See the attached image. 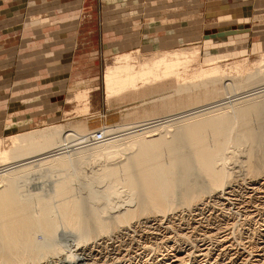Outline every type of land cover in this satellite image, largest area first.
<instances>
[{
  "label": "bare ground",
  "instance_id": "6f19581e",
  "mask_svg": "<svg viewBox=\"0 0 264 264\" xmlns=\"http://www.w3.org/2000/svg\"><path fill=\"white\" fill-rule=\"evenodd\" d=\"M115 8L117 9V6ZM118 12H123V9H118ZM30 17L26 23L27 28L37 27L39 25L37 22L42 21L38 16ZM122 41L124 40L119 41L120 44ZM130 45L138 47V43ZM126 46L129 45H122L123 50L116 56L115 64L108 65L105 69L103 86L107 101L121 105L138 99L143 101L145 96L163 94L168 90L178 98L172 99V96L165 94L159 99L160 105L153 110L126 113L124 116L126 118L141 120L107 127L103 131L106 135L104 141L92 139V133L95 131L91 132L88 129L84 119L67 124L66 122L48 124L45 128L0 138V264H40L51 255H60L62 249L49 248L51 246L49 243L61 227L97 230L95 237L90 235H87V238L81 237V242L77 245L80 246L86 245L87 240L95 241L98 237L109 234L110 230L113 233H117L119 229L135 230L139 225L146 227L154 222H158L159 229L164 219L180 211V208L188 209L191 213H194L192 212L194 209L196 213L200 210L198 215L211 208V211L216 210L220 214L209 216L206 221L198 218V223L194 221V224L183 222L175 225V222L169 220L170 225L164 232L170 237L158 238L154 235L156 240L154 243L146 244L145 251L150 249L153 253H160L164 249L166 252L167 248L175 246L182 248L184 244L195 250L194 248H199L201 241L208 240L212 247H215L214 253L209 246L201 244L203 248L198 250L177 252L170 264H185L187 258L195 255L194 253H199L203 261L212 259L213 264L222 263L226 257L231 258L232 241L229 238L220 239L218 234L222 230L224 219L236 214H233L232 209H226L224 205L219 206L216 202L211 204L207 200L217 195L221 197V194H226L228 188L233 189L232 185L239 182L233 168L230 167L232 163L242 164L241 168L246 177L240 181L249 179L252 183L256 182V179L264 178V134H257L251 125L252 119L260 113L259 111L264 110V102H252L255 99L251 97L261 90L264 91V55L253 72L248 59L226 65H221L225 60H212L202 66L198 46L179 50L165 49L163 52L158 50L156 54L151 52L154 55L148 58L140 54L134 55L141 53L138 49L132 53L127 52ZM145 51L149 52L151 48L148 47ZM196 63L200 66L192 70L191 66ZM232 74L244 77V81L227 84L226 81L233 77ZM247 80H251L252 83H245ZM256 83H262L259 84L263 86L259 92L250 95L248 94L251 91L247 94L244 92L252 98L247 100L251 103L240 106L241 102L239 104H233L232 101L224 102L229 94ZM91 92L89 89L80 90L70 100L72 103L82 104L80 107L84 114L90 111ZM260 93L262 95V91ZM210 100L214 101L210 104ZM195 104L205 106H199L198 108L202 109L180 116L174 120L176 124H168L170 121L158 123L155 117L151 118L183 107H194ZM206 107L207 109H204ZM65 113L66 116L70 115L69 111ZM173 127L175 128L172 130ZM243 145L247 146V149H244V158L237 161L234 153L238 154L232 149ZM229 152H233V155L229 156ZM74 161L96 164L98 169L93 179L108 182L109 187L106 191L110 197L118 198L123 193L128 195L125 200L122 198L123 204L111 198L107 203V207L111 205L119 210L116 211L117 214L106 219L102 217L101 214L104 213H100L101 209L97 206L94 210L91 209V213L86 211L80 198L77 199L74 194L75 175L66 172L71 169ZM45 168L57 172L52 175L55 178L54 188L49 197L45 198L37 192L25 194L19 182L25 179V175ZM250 216L248 219H251ZM183 225L191 230L194 228V231L182 234L176 227L181 229ZM200 228H206L209 232L205 231L203 237L199 234L198 238H195L193 234ZM145 230L140 232L147 233ZM38 234L43 236L44 241L37 240ZM169 241H172L173 245H168ZM163 245L166 248H163ZM260 249L256 255L257 264L264 263V246ZM72 256L74 255L71 254L67 264L76 262L71 259ZM105 257L99 259L95 256L93 260L90 259L92 263L86 264H121L122 260L119 257L114 259ZM166 258L164 256L161 260L163 264L168 262L164 260Z\"/></svg>",
  "mask_w": 264,
  "mask_h": 264
},
{
  "label": "rangeland",
  "instance_id": "374dc122",
  "mask_svg": "<svg viewBox=\"0 0 264 264\" xmlns=\"http://www.w3.org/2000/svg\"><path fill=\"white\" fill-rule=\"evenodd\" d=\"M63 1L64 0H59V2L56 3L57 6L59 4L64 5ZM80 3L82 6L81 9L87 8L88 3L86 2V0H81ZM93 3V15H91L89 11L88 16H84L85 13L80 16L76 15L74 17L61 16L59 20V18H57V13H59L58 11L60 10V8L59 10L55 11L51 10L52 14L50 15V18L52 19V21L48 23V25H51L52 28L54 26H60L61 24L74 26L76 21L81 22V24L84 21V33H81L80 35L82 36L83 41L80 42L79 40V44H77V37H79V34L77 35V37H75L76 34L73 35L72 32L67 34L69 38H75L68 41L67 48H69V50L71 51L68 52L67 50V52L63 55V60L65 62L71 63H74L75 61L76 63L79 58L78 62L80 64L72 66V70L75 71L73 73L75 78L72 80L73 83L71 85H74V88L69 91L68 97L66 94V98L62 100L63 103L61 107L64 110L62 111V114H59V116H62V118H54L53 120H51V122H45L46 118L43 116L42 118H40V121L42 120L43 122L33 121L32 124H29L27 126L26 122H31L30 118L32 116L24 115V118L22 120L21 117H23V115H18V113L22 111H27L28 108H26V104L23 105L21 103L26 102V100L24 101L22 100V97H20V99L16 102V93H13L12 90L11 92H9V84L3 82L7 78L9 79V77H7L8 75H2V81H0V83L5 84H3V88H1L0 84V89H2L0 95V138L4 139L5 137H8L10 135H16L21 132L25 133L31 132L38 128H45L48 126V124H65V122L67 124L71 121L73 122L83 119L91 132L96 130L104 131V129L109 126L122 125L123 123L126 124L131 122L136 123V121L141 120V118H136L134 120V118H126L124 116L126 113L129 112L132 113L138 111L139 113H143L144 111L153 110L156 106L160 105L159 99L162 97V95H170L172 96V99L178 98L175 94L172 95V91L168 90L165 91V93L163 94H150L149 96H145L143 98V101L142 99H138L134 102H128L126 104L121 105H116L114 103L112 104L107 101L106 93L104 91L103 86V75L106 67L108 65L115 64L116 56L120 53V51L123 50L122 48L120 49V46H116L117 40L121 41V39H128L129 41L126 45H129V43L133 44V41L130 38H137L138 47L137 45H129L128 48H126V51L132 53L138 49L141 51L142 54L134 53V55L140 54L141 56L147 58L153 57L154 54L158 53V50L159 52H163L165 49L179 50L183 48L187 49L198 46L200 49V65L202 66H205L206 64H208L209 61L212 60H225L221 65H226L231 64L233 62H238L240 60L248 59L249 67L252 69L251 71H253V69H256V64L258 63V61L261 60L260 58H262V56L264 55V29L260 28V26H264V13H261V15H259L260 12L254 11L256 9L253 5H248L244 8L245 14L243 15L244 17H242L238 15V11L233 9V7L230 8L229 5H224L222 7L217 6V2L215 4L212 1L208 2V0H93ZM89 4L91 6L90 0ZM148 4H150L149 6L151 7L155 5L156 9H151V12H149L146 7ZM114 5H119L121 6V8L125 9L123 12H118L115 15H112V13H107L108 7H112ZM168 5H171L172 7H167ZM1 7L2 5H0V8ZM20 7L25 9L26 5L21 4ZM81 9H79V11ZM139 14L141 17L138 16ZM108 17L110 20L113 19V21L110 22V25H112L113 27L118 26L120 22H128L127 24L130 27H126L127 29H119L122 32H128L121 34L123 36L117 34L120 38L118 36H112V34H116V30H108L111 32L109 33L105 29V23L108 24ZM136 17H138L139 19H136ZM28 21L26 23H28ZM22 23H24V21ZM37 23L41 25V23H43V19L42 21H38ZM7 27L9 28L8 25ZM7 27L5 26L4 28H2L3 33L8 32V29L7 31H4ZM91 28H93V31L90 30ZM124 35H126L127 38L124 37ZM60 37H62V35H55L52 39L55 38L60 40ZM116 37H118L119 39H117ZM169 37H172V39L176 41L177 44L170 45L166 41V39ZM25 39L28 41V38ZM26 43L28 42L24 41L22 49L26 47ZM57 43H59V41ZM61 47L64 48L66 46ZM61 47H55L54 50L58 49L57 51H59ZM145 47H150L151 51L146 52ZM151 52H153L154 54ZM53 59L55 58L53 57ZM10 61L11 60L7 58L3 63L4 66L10 67ZM198 65L199 64L196 63L191 66V68H193L192 70H194V68H196V66ZM191 68L189 70H191ZM232 75V79L230 78L226 81L227 84H238V82L241 83L244 81V77L239 76L237 74ZM78 78H80L81 80H79ZM93 78L96 79V85H91ZM67 79H69V77H67ZM245 83L248 84L252 82L251 80H247L245 81ZM259 84L262 85V83ZM259 84L256 83L255 85L253 84L250 87L247 86L249 89H247L246 87L245 89L238 91L239 94L238 92H234L231 95L229 94V96H226L227 99L223 100L224 102L232 101L233 104H239L241 102L240 106L251 103L247 100H251L252 98L255 99L252 102H264V91L261 90L262 95L260 93V89H262L263 86H260ZM83 89H89L90 92L92 91L89 99L90 111L85 114L82 112L80 107L82 106V104H75L74 102L73 104L70 101L75 93ZM250 91L251 93H249ZM244 92H246V94L249 93L248 95L253 94L255 92H259L260 95L258 97L259 93L254 94V97L252 95L251 98ZM255 95H257V97H255ZM247 96L250 98H248ZM244 98H246V103ZM214 100H210V104ZM209 102L207 104H209ZM199 106L205 105L195 104L194 107H183L180 108V110L174 112L160 113L155 116H152L151 118L155 117L154 119L158 123H166V121H170L168 124H176L177 122H175L174 120L179 119L182 115L190 114L192 112H195V110L202 109L198 108ZM207 107L204 109H207ZM66 111H69V116L65 115ZM229 112H232V110H229ZM259 112L260 113H258V115H256L257 113L255 114L256 116L252 119L253 121H251V125L253 130L257 134L262 135V133L264 134V110ZM25 118H28V120H24ZM68 118L69 120H67ZM174 128L175 127H173L172 130ZM168 137H170V135H168ZM244 149H247L246 145H243V147L240 148L236 146L232 149L233 152H236V154H238L235 155L234 153V156H237V161L243 160V154L245 152ZM233 152H229V156H232ZM86 164H83L80 161H74V163L72 162L71 169L66 171L72 174L73 176L75 175L74 177L76 183L74 194L76 195L77 199L80 198L79 200L82 201L87 212L89 211V213H91V209L94 210V208L98 207L99 209H101L100 213H104L101 214L102 217L109 219L113 217L115 213L117 214V212L119 211L117 208L116 210L115 207H112L111 205V208L107 207V203L110 201V198L113 199V201L116 200L117 203L123 204L122 202L125 200V198L128 197V195L123 193L118 198H116L115 196L110 197V195L106 191L109 187L108 182H101L97 179L94 180V174L97 172L98 166L96 164ZM241 165L242 164H240L239 162L232 163L230 165L231 169L233 168L232 170L237 176V181L239 180V182H237L235 185H232L233 189L228 188L226 190V194H221V197H219L220 195H217L216 197L208 198L207 200L211 204L216 202V204L219 206L224 205L226 209H232V212H234L233 214H236L235 216H232L233 218L227 217L226 219H224L225 222L222 223V230H220L221 232H219L218 234L220 239L229 238L233 243L232 252L231 254L229 253L230 255H232L231 258L226 257V259H224L223 262L220 264H257L256 255L260 252V248L264 246V194L262 195V192L264 193V178L256 179V182L252 183L249 181V179H246L245 181H240L241 179H245L246 177L243 168H241ZM54 173L57 172L47 168H45V170H36L34 171V173L25 175V179L19 182V186L24 190L25 194H35V192H37L40 193L41 196L47 198L52 193L54 188L53 180H55V178L52 177V175H55ZM118 190L120 191V188H118ZM232 190H234L235 192H233ZM92 195L93 197H91ZM94 197H96V199H94ZM90 204H92L94 207ZM179 210L180 211H176L174 214L170 215V217L173 216L174 218L168 217L169 219L166 218L164 219V221L162 220L164 223L159 229L158 222H154V224L151 223L150 226L146 227L143 225H139L140 227L138 226L135 228L136 231L134 229H119L117 233H113L112 230H110L109 234L98 237L96 239L97 241H93L94 239H90L91 241L87 240L88 243L85 242L86 245L83 244L80 246L77 245L81 242V237L87 238V235L95 237V235H97V230L93 228H81L80 230H73L61 227V229L57 231L54 239H52V242L49 243L51 246L49 245V247L47 245V247H58L62 249V253L57 256L51 255L46 258L45 261L43 260V263L41 262L40 264H67L70 260L71 254L74 255L71 259H74L76 261L74 264L92 263V258H95V256H97L99 259H101L100 257L105 256V258L109 257V259L119 257L122 260L120 261L121 264H163L161 260L164 256H166L167 258L164 260H168L167 263L170 264L172 262V258L176 255L177 252H190L191 248L184 244L183 246H181L182 248H178L179 246H175V248H167L168 251L166 250V252L164 251V249H162L160 253H153L150 249L148 251H145V245H148V243L152 242L154 243V241L156 240L155 236H157L158 238H162L165 236L169 238L170 235L166 234V232H164V229L170 225V222H175V225H178L179 223L183 222H191L192 224H194V221L198 223V218H203L204 221H206L208 220L209 216L213 217L216 214H220L219 211H211V208L205 209L204 214L202 215H198L201 211L198 210V213H196V209L192 211L194 213H191L190 211H188V209L184 208H180ZM248 216H250L251 219H248ZM229 222H231V225L229 224ZM227 225H229L230 228ZM184 226L185 225L181 226V229L180 227H175L180 230L182 234H184V232L190 233L194 231V228L193 230H191ZM205 226H207V223L205 224ZM148 227L152 228L146 229ZM141 230H145L147 233H144V231L141 233ZM205 231L209 232V230H207L206 228H200L198 231H196L195 234H193V236H195V238H198V235L200 234V236H202ZM155 232L157 233L155 234ZM238 235H240V237ZM37 240L41 242L44 241V238L42 235L38 234ZM167 244L173 245V242L169 241L167 242ZM201 244H205L206 247L209 246L210 250H212L211 252L214 253L215 247H212L211 243L208 240H205V242L201 241L199 248H203ZM163 248H166V246L163 245ZM194 249L198 250L197 248ZM191 250L195 251L193 249ZM163 252L164 254H162ZM194 254L195 255H192L191 257L187 258L185 264H213L212 259H209L207 261L204 259L203 261L202 259H200L201 257L199 253ZM123 258L126 260H123ZM90 259L92 260L90 261ZM102 261H104V259ZM167 263L165 262L164 264Z\"/></svg>",
  "mask_w": 264,
  "mask_h": 264
},
{
  "label": "crops",
  "instance_id": "0c3cea01",
  "mask_svg": "<svg viewBox=\"0 0 264 264\" xmlns=\"http://www.w3.org/2000/svg\"><path fill=\"white\" fill-rule=\"evenodd\" d=\"M80 1L81 0H64V5L59 4L57 6L56 3H58L59 0H0V5H2L0 8V81H2V75H8L7 77H9V79L4 78L5 81L3 82L9 84V92L12 90L13 93H16V102L20 99V97H22V100H26V102L21 103L23 105L26 104V108H28L27 111H22L18 113V115H23V117H21L22 120L24 115L32 116L30 118L31 122H26L27 126L32 124L33 121H40V118L43 116L46 118L45 122H51V120L54 118H62V116H59V114H62V111L64 110L61 107L63 103L62 100L66 98V94L68 97L69 91L74 88V85H71L73 83L72 80L75 78L73 74L75 71L72 70V66L80 64L78 62L79 58L76 63L75 61L74 63L65 62L63 60V55L67 52V50L68 52L71 51L69 48H67V43L68 41L77 37L78 34L79 37H77V44H79V40L80 42L83 41L82 36L80 35L81 33H84V21L82 24L81 22L76 21L74 26L61 24L60 26H54L53 28L51 25H48V23L52 21L50 18L52 11L59 10V8V13H57V18H59V20L61 16L74 17L76 15L80 16L84 13V16H88L89 11L91 15H93V0H90L91 6L89 4V0H86L88 3L87 8L83 9H81L82 6ZM210 1L215 4L217 2V6L221 7L224 5H229L230 8L233 7V9L238 11V15L242 17H244L243 15L245 14L244 8L248 5L255 6L256 10L254 11L260 12V14H255L261 15V13H264V0H208V2ZM21 4L26 5L25 9L20 7ZM149 5L150 4L146 6L149 12H151V9H156L155 5H153V7ZM115 6H117V9ZM167 7L172 6L168 5ZM79 9L81 10L79 11ZM118 9H123L124 11L125 8H121L119 5H114L112 7L109 6L107 13L112 12V15H115L118 13ZM31 14L38 15L39 18L43 19V23L37 27L27 28L26 22L30 20ZM138 16L141 17L140 14ZM136 19L139 18L136 17ZM23 21L24 23H22ZM111 21H113V19L110 20L108 17V24L105 23V29L109 33H111V30H116V34H112V36H118L117 34L121 35L125 32H128H119V29H127L130 27L127 24L128 22H120L118 26L113 27L110 25ZM5 26L7 28H5L6 30L4 31H7L8 29L7 33H3L2 31V28ZM260 28L264 29V26H260ZM90 30L93 31V28ZM70 32H72L73 35L76 34L75 37L69 38L67 34ZM53 35H62V37H60V40L55 38L52 39L54 37ZM126 35H124V37L127 38ZM118 37L116 38L119 39L120 37ZM25 38H28V41ZM130 39L133 41V43L138 42L137 38ZM24 41L28 43H26V47L22 49ZM58 41L59 43H57ZM125 41L129 40L126 39L122 41V44H120V42L117 40L116 46H120L121 48L122 45L128 44L125 43ZM166 41L170 45L177 44V42L174 41L172 37L167 38ZM61 46L66 47L62 48ZM55 47H61V49L57 51L58 49L54 50ZM146 48L148 47H145V49ZM53 57L55 59H53ZM7 58L11 60L9 63L10 67L4 66L3 64ZM66 76L69 77V79H67ZM78 79L81 80L80 78ZM95 81L96 79L93 78L91 85H96L97 83H95ZM3 84H1V88H3ZM1 92L2 89H0V95ZM24 120H28V118H25ZM40 122L43 121L41 120Z\"/></svg>",
  "mask_w": 264,
  "mask_h": 264
},
{
  "label": "built area",
  "instance_id": "2783aa9c",
  "mask_svg": "<svg viewBox=\"0 0 264 264\" xmlns=\"http://www.w3.org/2000/svg\"><path fill=\"white\" fill-rule=\"evenodd\" d=\"M92 139L94 141H104L106 139V135L103 131L96 130L92 133Z\"/></svg>",
  "mask_w": 264,
  "mask_h": 264
}]
</instances>
